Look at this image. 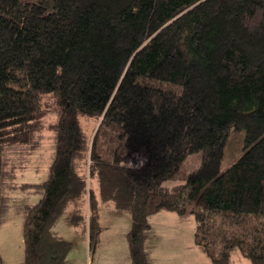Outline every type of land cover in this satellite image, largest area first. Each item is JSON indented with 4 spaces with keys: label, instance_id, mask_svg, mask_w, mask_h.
<instances>
[{
    "label": "trees",
    "instance_id": "obj_1",
    "mask_svg": "<svg viewBox=\"0 0 264 264\" xmlns=\"http://www.w3.org/2000/svg\"><path fill=\"white\" fill-rule=\"evenodd\" d=\"M40 6L44 17L0 0V224L25 146L44 129L54 139L45 179L21 186L41 196L19 209L20 264L68 262L72 243L54 229L68 208L91 253L99 202L129 214L132 264H151L148 218L159 210L194 218L212 264H229L234 249L264 264V0ZM231 130H244L242 152L222 170ZM195 152L200 164L181 175Z\"/></svg>",
    "mask_w": 264,
    "mask_h": 264
},
{
    "label": "rangeland",
    "instance_id": "obj_2",
    "mask_svg": "<svg viewBox=\"0 0 264 264\" xmlns=\"http://www.w3.org/2000/svg\"><path fill=\"white\" fill-rule=\"evenodd\" d=\"M29 5L31 12L44 17L46 13L40 6V0H22ZM47 102V120L56 117V104L49 96ZM78 120L85 133L90 134L97 128L95 119L79 115ZM96 125V127H95ZM114 138V139H113ZM113 144L122 143L120 136H113ZM102 139V138H101ZM35 140V141H34ZM244 130H231L225 143L221 169L227 168L242 152ZM26 149L30 152L23 168L17 169L14 184L9 192L2 223L0 224V264H20L24 258L23 213L19 209L24 204H33L40 198L36 190L21 188L22 183H38L45 179L54 153L53 132L44 129L36 134ZM18 153L13 158L17 159ZM201 161V152L190 154L181 167V175L195 169ZM168 184H173L168 182ZM96 189V185L94 184ZM99 238L94 250L88 251L87 236L69 223L70 208L60 217L54 229L71 241L72 247L67 255L70 262L80 264H132L127 233L130 228V216L117 211L113 204H98ZM151 226V264H212L207 255L194 244L195 220L191 215H180L174 211L159 210L148 218ZM74 264V263H70ZM229 264H252L237 249L231 250Z\"/></svg>",
    "mask_w": 264,
    "mask_h": 264
},
{
    "label": "crops",
    "instance_id": "obj_3",
    "mask_svg": "<svg viewBox=\"0 0 264 264\" xmlns=\"http://www.w3.org/2000/svg\"><path fill=\"white\" fill-rule=\"evenodd\" d=\"M70 263H74V264H80V262L79 261H73V262H70V261H68L66 264H70ZM83 264V263H82Z\"/></svg>",
    "mask_w": 264,
    "mask_h": 264
},
{
    "label": "water",
    "instance_id": "obj_4",
    "mask_svg": "<svg viewBox=\"0 0 264 264\" xmlns=\"http://www.w3.org/2000/svg\"><path fill=\"white\" fill-rule=\"evenodd\" d=\"M97 126H98V124H97Z\"/></svg>",
    "mask_w": 264,
    "mask_h": 264
}]
</instances>
